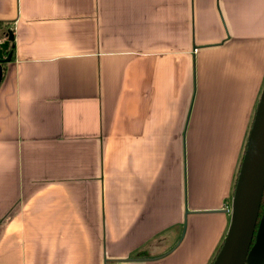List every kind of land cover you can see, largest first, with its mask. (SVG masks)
I'll return each mask as SVG.
<instances>
[{"label": "crops", "instance_id": "1", "mask_svg": "<svg viewBox=\"0 0 264 264\" xmlns=\"http://www.w3.org/2000/svg\"><path fill=\"white\" fill-rule=\"evenodd\" d=\"M0 22V264H210L264 0H0Z\"/></svg>", "mask_w": 264, "mask_h": 264}, {"label": "water", "instance_id": "2", "mask_svg": "<svg viewBox=\"0 0 264 264\" xmlns=\"http://www.w3.org/2000/svg\"><path fill=\"white\" fill-rule=\"evenodd\" d=\"M10 41L12 31L7 29L0 42V82L2 64L11 60ZM249 124L233 181L227 231L210 264H264V206L258 218L264 187V83Z\"/></svg>", "mask_w": 264, "mask_h": 264}, {"label": "trees", "instance_id": "3", "mask_svg": "<svg viewBox=\"0 0 264 264\" xmlns=\"http://www.w3.org/2000/svg\"><path fill=\"white\" fill-rule=\"evenodd\" d=\"M3 24H5V23H3V22H0V27H2V28H4V31L5 32H1V35H2V37H4L5 38V36H6V31H7V29H9V28H7V26L6 25H3ZM11 30V29H10ZM7 50H10L11 51V55H12V42L10 41L9 42V45H8V47H7ZM7 50H5V52L7 51ZM11 55H10V57H11ZM12 58V57H11ZM2 72H3V68H2ZM236 173H237V171H236ZM261 201H260V205H259V209H258V218L260 217V215H261V211H262V208H263V206H264V187H263V190H262V194H261ZM212 260H213V258H212ZM211 260V261H212Z\"/></svg>", "mask_w": 264, "mask_h": 264}, {"label": "rangeland", "instance_id": "4", "mask_svg": "<svg viewBox=\"0 0 264 264\" xmlns=\"http://www.w3.org/2000/svg\"><path fill=\"white\" fill-rule=\"evenodd\" d=\"M5 32L4 31V28H2V27H0V42H2L5 38L4 37H2V35H1V32ZM5 55V53H3V56ZM5 64L6 63H4V64H2V68H3V71H4V67H5ZM3 74H4V72H3Z\"/></svg>", "mask_w": 264, "mask_h": 264}]
</instances>
